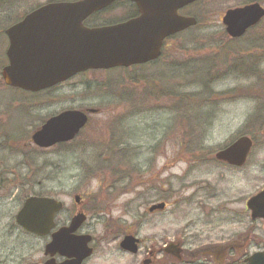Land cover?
I'll return each instance as SVG.
<instances>
[{
  "label": "rangeland",
  "instance_id": "obj_1",
  "mask_svg": "<svg viewBox=\"0 0 264 264\" xmlns=\"http://www.w3.org/2000/svg\"><path fill=\"white\" fill-rule=\"evenodd\" d=\"M48 1L0 5V33ZM229 4L198 8L199 26L180 37V54H165L163 63L132 73L88 72L37 95L4 87L7 46L0 34V172L11 190L0 198V264L45 261L46 239L23 233L16 222L23 202L34 196L64 203L58 223L78 210L75 196L83 200L84 231L97 245L88 264H141L149 252L157 256L154 264H176L158 252L179 241L185 256L246 238L248 253L264 246V221L252 222L246 210L248 199L264 189V39L251 33L230 42L220 20L207 17ZM124 13L115 10L99 23L120 21ZM135 74L142 79L132 81ZM141 91L145 100H137ZM86 109L100 113L91 115L77 143L39 150L31 142L49 118ZM242 136L254 141L244 168L214 160ZM162 203L164 212L149 213ZM128 231L142 243L134 256L119 248Z\"/></svg>",
  "mask_w": 264,
  "mask_h": 264
},
{
  "label": "water",
  "instance_id": "obj_2",
  "mask_svg": "<svg viewBox=\"0 0 264 264\" xmlns=\"http://www.w3.org/2000/svg\"><path fill=\"white\" fill-rule=\"evenodd\" d=\"M115 1L82 0L49 4L9 28L6 31L10 41L7 51L9 66L3 71L6 84L35 93L89 70L129 68L156 61L161 56L165 39L197 25L195 18L180 16L178 11L199 0H130L139 9L138 18L95 29L83 25L91 15ZM263 18L264 9L252 5L228 11L223 17V25L227 34L236 39ZM95 113L96 110H70L53 117L33 135V142L40 148H50L72 141L87 126L89 115ZM253 146L251 139L240 137L217 152L215 159L242 168ZM165 207L164 203L153 205L149 212L162 211ZM247 208L253 220L264 219V190L248 200ZM62 209L63 204L55 199L32 197L25 202L16 221L27 231L46 236L55 227V216ZM85 220L84 214L75 216L68 228L53 236L47 253H59L73 259L65 264H82L93 252L89 246L92 241L90 236H74ZM138 244L135 236H126L120 248L137 254ZM165 252L181 258L179 245L171 244ZM260 255L263 256L256 254L250 258V264H259L257 258ZM47 264H53V261ZM145 264H152V260Z\"/></svg>",
  "mask_w": 264,
  "mask_h": 264
},
{
  "label": "flooded vegetation",
  "instance_id": "obj_3",
  "mask_svg": "<svg viewBox=\"0 0 264 264\" xmlns=\"http://www.w3.org/2000/svg\"><path fill=\"white\" fill-rule=\"evenodd\" d=\"M16 1L17 0L2 1V2H0V5H5L7 3H13V2H16ZM61 2L62 1H60V0H50L46 4L39 5L37 8H35L31 12H33L35 10H38L41 7H44L46 5L53 4V3H61ZM220 3H223V4H226V3L229 4V3H231V4L227 5L226 8L224 9V11H222L221 13L220 12L219 13H216V14H215V12L207 13V17L208 18H212L213 16H216L218 18V20H220L221 23L223 22V17L226 15V13L228 11H231V10L245 8V7H249V6H252V5H259L261 8L264 9V0H199V1H196L194 3H191V4L187 5V6H185L183 9H181V10L178 11V14L180 16H183V17H196V18H198V16H197L198 15V10H199L198 8H205V7L211 6L213 8L218 9L217 6L220 5ZM111 7L113 8V11L118 10V9H123V10H125V13H124L122 19H120V21L119 20H115L113 23H111L109 25H116V24H120V23H125L127 21H130V20H133V19H136L137 17H139V9H138L137 5L135 3L129 1V0H117ZM31 8H33V7H31ZM31 12H29V13H31ZM28 14H26V16ZM26 16L17 18L15 20L16 22L13 21L14 23L12 25H10L9 28H11V27H13V26L21 23ZM89 21H90V19L87 20L86 22H84V26L85 27H89V28H93L95 26L94 22H91V21L89 22ZM263 24H264V18L255 27L249 29L245 33V35L243 37L239 38V39H232V38H230L228 36L227 32H226V29H225L224 25L223 24L222 25H223V28H224L225 35L227 36V38L231 42V41L242 40V38L248 36L251 33H254L256 35L255 31L257 29L261 28V26ZM196 27L191 28V29L186 30V31H184L182 33L176 34L174 36H171V37L165 39L164 42H163V47H162V55H161V57L157 61H153V62L147 63L145 65H141V66H135V67H132V68H129V69H122V68H120V69H117V70L122 71V72L126 70L127 72H131V73L135 69H137V70H140V69L145 70L147 68L153 67L155 64L165 62V60L167 59L166 56H165V54H169V56L170 55H176V54L179 55L180 54V51H181L180 47H182L181 40H180L181 38L180 37L181 36H184V35H189L190 31L196 29ZM9 28H7L4 31V34L3 33H0L2 35V38L5 40V46H7V49H5L4 55H2V59H3V63L2 64H4V65L1 68V79H2V83H3L4 87L11 88V89H17V88H12V87L8 86L6 84V82L4 81V79H3V71H4V69L6 67L9 66V59L7 57V51H8V48L10 46V41H9V38H8V36L6 34V31ZM256 36L257 37H260L259 35H256ZM262 39H264V38H262ZM3 57H5V58H3ZM80 75H83V74L76 75L75 77L71 78L68 81H65V82H62V83H58L57 85L49 88L46 91L54 90V89H57V88H61L65 84L69 83L72 79H74V78H76V77H78ZM148 82H150V81L148 80ZM46 91H42V92H39V93H29V94L37 95V94H40V93H44ZM66 111H69V110H66ZM66 111H63V112H61L59 114H62L64 112H66ZM52 118L53 117L49 118L31 136V142L39 150H47V149H51V150L55 149L56 150V148L57 149H61V148L68 147V143L57 144V145H55L53 147H50V148H40V147H38V146H36L34 144L33 139H32L33 138V135L35 133H37L38 131H40L42 129V127L50 119H52ZM0 133L3 135V133L1 131H0ZM0 141H1V139H0ZM1 145L2 144H0V147H1ZM1 176H2V174L0 172V192L4 193V195H0V198L9 197L11 195V190L8 189L5 186V183L6 182L2 179ZM34 197H43V196H34ZM25 201L23 202V205H24ZM74 201L79 206L78 210L77 211L76 210H72L71 212H69V214H68L69 217L66 219V221H64V223H58V221L55 220V227L46 236L43 237V238L46 239V243L44 245V257H45V261L43 262V264H47L49 261H53V264H65V263H69V262L73 261V259H69V258H67L65 256H61L59 253H50V252L47 253V247L49 245H51V243L53 242V236L56 233H58V231H60L61 229L68 228L70 226L71 222L73 221V218L75 216H77L78 214H84L86 216V220L78 228V230L74 233V236H76V237H79V236H90L92 238V241L89 243V246L93 250L92 255L90 257L86 258L83 261L82 264H88L89 261L95 256V254L97 252V245H96V239H95V237L92 234L84 231L85 223H86V221L88 219V213L84 209V202H83V200L78 195L74 197ZM62 204H63V209L61 210V212H59L56 215V219H57V217H59V215L62 212L65 211V205H64L63 202H62ZM23 205H22V207H23ZM21 208H20V210H21ZM19 229L23 233H26V234L31 235L33 237H39L36 234L33 235V234L29 233L27 230L23 229L21 226H19ZM126 236H135V235H133L132 233H130L128 231V233L125 234V237ZM247 241H248L247 238L244 239L243 241L242 240L241 241L231 240V241H227L225 244H222V245L210 246V247H207L206 249L204 248L205 251H203L204 249L202 251L196 250V252L195 251H189V253H188L187 256L184 255L186 253V251H185L186 249L184 250L185 242L184 241H179V242H177L174 245H179V246H181L183 248L182 253H181L183 255V259L182 260L175 259L171 254L166 255L163 250H160L158 252V254H160V253L162 254L163 253L165 258H169V261H167V262L172 261V262H174L176 264H204V263L205 264H250L249 258L252 255L257 254V253H262L263 256L260 255L257 258V260H258V263L259 264H264V246H263V244L260 247L253 245L252 248L253 249H256L257 251H255L254 253L251 254V253H248L246 251V249H249V247H247V244H246ZM141 244L142 243L140 241L139 248L141 247ZM119 248H120V246H119ZM120 250H122V252L127 253V254H130L132 256L139 254V251H138L137 254H133V253H130L128 251H124L121 248H120ZM155 253L157 254V252H155ZM154 256H155V258L153 256H151V254L149 252L148 253V256L145 257V259L141 262V264H145V262L148 261V260H150L151 257H152V259L154 258L153 259V262H152V264H154L155 259L157 257L156 255H154ZM170 258H172L173 260L170 259ZM203 259L205 260V262H202ZM25 260H26V263L25 264H31V263H28L27 262L28 259L25 258ZM17 264H22V262H17Z\"/></svg>",
  "mask_w": 264,
  "mask_h": 264
},
{
  "label": "trees",
  "instance_id": "obj_4",
  "mask_svg": "<svg viewBox=\"0 0 264 264\" xmlns=\"http://www.w3.org/2000/svg\"><path fill=\"white\" fill-rule=\"evenodd\" d=\"M113 11V8L111 7V8H108L107 10H104V11H102V12H100V13H98V14H96V15H94L93 17H91L90 18V21L91 22H94V23H99L101 20H102V17L104 16V15H107V14H109V13H111ZM198 16V15H197ZM89 21V22H90ZM255 33H256V35H259L261 38H264V28H263V26H261V28H259V29H257L256 31H255ZM225 34V33H224ZM180 49H181V47H180ZM181 52V51H180ZM245 64H247V63H245ZM136 70V69H135ZM134 70V71H135ZM124 73H129V72H127L126 70L125 71H123ZM142 78L140 77V76H138V75H136L134 78H132V81H138V80H141ZM148 82V81H147ZM150 83V82H149ZM148 86H150V84H147ZM153 86H154V83H153ZM145 90H148L147 89V87H146V89ZM135 96H136V93H135ZM141 99H139V100H145L146 99V96H145V93H144V91H141L140 92V94L138 95ZM137 97V96H136ZM153 100H155L154 98H153ZM115 124V123H114ZM247 135H251L250 133H247Z\"/></svg>",
  "mask_w": 264,
  "mask_h": 264
},
{
  "label": "bare ground",
  "instance_id": "obj_5",
  "mask_svg": "<svg viewBox=\"0 0 264 264\" xmlns=\"http://www.w3.org/2000/svg\"><path fill=\"white\" fill-rule=\"evenodd\" d=\"M251 56V54L249 55V57ZM248 58V57H247ZM239 63V62H238ZM235 65H237V62H235ZM242 71H244V69H242ZM137 100H139V99H137ZM137 100H127V103L126 104H128V103H130L129 101H131V102H133V101H135V103L136 104H138V102H137ZM126 102V101H125ZM60 115V114H59ZM56 116H58V114L57 115H55V116H53V117H56ZM80 136H81V134H79V135H77L72 141H69V142H67L68 143V146H70V145H72V144H74V143H77L78 141H79V138H80ZM242 137H248L249 139H251L249 136H242ZM89 138V137H88ZM87 138V140H84V141H82L84 144L86 143L85 141H89L90 140V138L88 139ZM98 138H100V137H98ZM98 138L96 139V140H98ZM101 138H102V136H101ZM94 140V139H93ZM252 140V139H251ZM91 141V140H90ZM252 142H253V144H254V141L252 140ZM88 143V142H87ZM123 151H121V150H119V152L118 153H116V154H118L120 157H123L125 154L124 153H122Z\"/></svg>",
  "mask_w": 264,
  "mask_h": 264
}]
</instances>
